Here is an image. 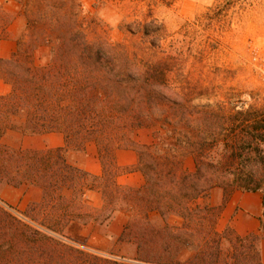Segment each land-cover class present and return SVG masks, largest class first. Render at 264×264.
I'll return each instance as SVG.
<instances>
[{
    "label": "trees",
    "instance_id": "16d2710c",
    "mask_svg": "<svg viewBox=\"0 0 264 264\" xmlns=\"http://www.w3.org/2000/svg\"><path fill=\"white\" fill-rule=\"evenodd\" d=\"M140 2L146 0H136ZM20 5L27 30L16 52L0 59V72L11 86L10 93L0 97V187L29 182L42 188V201L28 213L32 221L63 233L83 220L74 214L84 208L78 199L98 192L101 212L106 213L103 223L119 210L146 218L158 212L166 219L184 218L188 229L194 221L208 222L214 214L197 203L212 189L262 191L257 171L249 167L264 170V108L229 111L225 105L212 109L194 104L157 73L151 74L155 70L137 68L123 44L90 42L79 0H20ZM125 29L158 49L166 30L152 17L128 23ZM41 47L49 49L50 61L45 65H38L35 57ZM144 128L158 129L153 143L135 140L136 131ZM9 132L63 133L65 146L16 149L2 142ZM90 142L99 149L101 177L68 161L71 152L83 151ZM119 148L135 150L138 164L119 169L114 159ZM188 156L194 158V171L185 166ZM131 170L143 173L142 188L118 183L120 173ZM166 230L174 259L178 245L190 246L193 236L181 242L176 228L166 226ZM240 244L247 249L244 242ZM249 249L255 253L253 245ZM151 255L142 252L146 260L153 259ZM0 264L121 263L54 240L0 207Z\"/></svg>",
    "mask_w": 264,
    "mask_h": 264
},
{
    "label": "rangeland",
    "instance_id": "374dc122",
    "mask_svg": "<svg viewBox=\"0 0 264 264\" xmlns=\"http://www.w3.org/2000/svg\"><path fill=\"white\" fill-rule=\"evenodd\" d=\"M14 1L22 11L20 0ZM79 1L83 7L81 22L90 42L123 44L137 68L155 70L151 74L157 73L164 83L194 104L212 109L225 105L229 111L264 108V68L253 57V48L264 44V0ZM149 17L165 25L160 49L125 29L128 23ZM25 19L20 39L27 30ZM35 57L38 65L48 64L49 49L41 47ZM157 130L140 129L134 138L138 143L151 144ZM12 133H7L2 142L16 149L26 148ZM92 146L97 147L90 142L87 150H92ZM185 166L195 170L192 156L185 158ZM249 168L257 171L256 182L264 185L263 168ZM261 192L264 195V186ZM42 198L43 190L37 184L0 187V207L6 212L54 240L102 259L121 264H257L249 240L244 242L248 245L244 250L239 239L214 228L215 212L208 222L194 221L188 229L184 218L173 215L166 219L158 212L146 218L139 212L119 210L103 223V200L98 194L89 193L78 199L84 208L74 213L83 220L56 233L28 215ZM166 226L178 230L183 237L181 242L193 236L190 246L185 242L178 245L174 259L168 249L170 236ZM214 233L220 236V244ZM142 252L152 254L153 259H144Z\"/></svg>",
    "mask_w": 264,
    "mask_h": 264
},
{
    "label": "crops",
    "instance_id": "0c3cea01",
    "mask_svg": "<svg viewBox=\"0 0 264 264\" xmlns=\"http://www.w3.org/2000/svg\"><path fill=\"white\" fill-rule=\"evenodd\" d=\"M24 19L16 1L0 0V59H8L16 52L21 26L25 25ZM10 91L11 86L0 72V97L8 95ZM12 135L20 138V142L26 146L24 150H48L65 146L63 133L30 136L14 132ZM97 147L92 146V150H87L86 145L81 152H71L68 156L69 163L93 176L101 177L103 164ZM114 159L116 166L122 170L138 164V154L133 149H116ZM117 181L124 187L134 189L142 188L146 184L143 173L137 170L120 173ZM93 193L102 199L100 193ZM197 203L215 211L213 226L217 231L227 230L242 242L249 240L248 245L255 247L257 264H264V195L261 191L234 189L226 193L222 188H214L207 197L199 199Z\"/></svg>",
    "mask_w": 264,
    "mask_h": 264
},
{
    "label": "built area",
    "instance_id": "2783aa9c",
    "mask_svg": "<svg viewBox=\"0 0 264 264\" xmlns=\"http://www.w3.org/2000/svg\"><path fill=\"white\" fill-rule=\"evenodd\" d=\"M254 61L264 68V44L253 48Z\"/></svg>",
    "mask_w": 264,
    "mask_h": 264
}]
</instances>
